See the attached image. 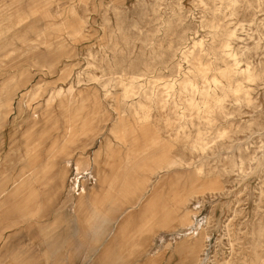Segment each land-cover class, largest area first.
I'll list each match as a JSON object with an SVG mask.
<instances>
[{
    "label": "rangeland",
    "instance_id": "1",
    "mask_svg": "<svg viewBox=\"0 0 264 264\" xmlns=\"http://www.w3.org/2000/svg\"><path fill=\"white\" fill-rule=\"evenodd\" d=\"M151 258L264 264V0H0V264Z\"/></svg>",
    "mask_w": 264,
    "mask_h": 264
},
{
    "label": "bare ground",
    "instance_id": "2",
    "mask_svg": "<svg viewBox=\"0 0 264 264\" xmlns=\"http://www.w3.org/2000/svg\"><path fill=\"white\" fill-rule=\"evenodd\" d=\"M148 214V213H147ZM107 248H104V251L106 250ZM155 260L153 258L150 259V264H154Z\"/></svg>",
    "mask_w": 264,
    "mask_h": 264
}]
</instances>
